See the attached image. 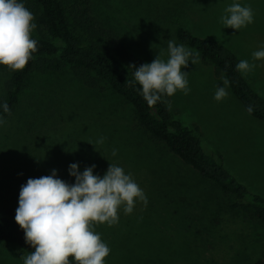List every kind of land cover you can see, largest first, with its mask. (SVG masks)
<instances>
[{"label":"rangeland","instance_id":"obj_1","mask_svg":"<svg viewBox=\"0 0 264 264\" xmlns=\"http://www.w3.org/2000/svg\"><path fill=\"white\" fill-rule=\"evenodd\" d=\"M233 3L250 6L254 14L253 23L238 31L221 23ZM91 8L140 60L139 66L160 54L167 60V42L175 41L174 28L181 24L227 45L240 61L254 63L253 71L242 74L264 96V59L252 57L264 49V0H91ZM37 35L35 27L32 36ZM182 71L188 72L190 92L168 97L172 112L201 136L206 151L221 154L231 173L264 195V123L244 112L229 86L224 100L214 99L223 77L201 57ZM8 76L0 72V96ZM95 96L68 67L29 76L15 110L0 115L5 121L0 124V213L15 218L20 188L29 178L56 170V178L73 184L75 178L68 174L73 163L79 172L95 165L93 174L100 177L115 164L131 174L147 205L138 200L131 214L121 208L117 224L95 226L110 249L105 264H252L264 250V224L222 204L204 206L194 191V204H189L184 188L191 175L134 128L129 104L116 99L119 113H111L110 119L117 134H98L101 122L89 120L104 102ZM101 137L104 142L98 144ZM29 253L0 241V264H23L21 257Z\"/></svg>","mask_w":264,"mask_h":264},{"label":"trees","instance_id":"obj_2","mask_svg":"<svg viewBox=\"0 0 264 264\" xmlns=\"http://www.w3.org/2000/svg\"><path fill=\"white\" fill-rule=\"evenodd\" d=\"M18 2L34 16L38 35L32 39L37 41L38 50L22 71L13 72L0 66V72L9 74L0 96L1 116L9 115L3 111L4 103H7L10 114L15 110L32 73H55L68 67L83 87L96 94V100L104 102L98 105L89 120L101 122L98 134L108 137L113 132L118 133L117 125L110 118L111 113H119L120 104L116 99L124 101L131 106L134 128L179 161L183 174L188 172L191 175L186 178L187 187H183L186 191L184 198L189 204H194V191L196 200L203 202L204 206L222 204L228 211L264 224V195L251 190L231 173L221 154L206 151L201 136L177 118L169 104L161 101L149 107L140 94L139 85L132 87L126 83L134 78L128 65L139 67L140 60L127 51L116 32L93 14L91 0ZM174 37L177 45L195 49L204 64L212 65L216 75L226 77L230 91L242 104L244 112L264 123V96L236 71L240 58L230 47L215 39L199 37L181 24L175 26ZM162 99L168 100V97ZM109 105L112 107L107 110ZM250 105L254 109L252 114L246 110ZM0 241L33 251L25 243L24 232L15 219L2 213ZM252 264H264V250Z\"/></svg>","mask_w":264,"mask_h":264},{"label":"clouds","instance_id":"obj_3","mask_svg":"<svg viewBox=\"0 0 264 264\" xmlns=\"http://www.w3.org/2000/svg\"><path fill=\"white\" fill-rule=\"evenodd\" d=\"M221 16L224 28L238 31L253 23L250 6L233 3L225 8ZM33 14L18 0H0V66L10 71H22L32 59L37 49V41L32 39L36 25ZM156 55L151 63L133 69V80L129 86L139 85L140 94L149 107L157 102L170 103L164 97H171L177 91L187 95L189 62H200V53L174 40L167 42V60ZM253 60L264 59V49L252 53ZM256 65L247 60L236 64V71L248 74ZM223 87H218L214 99L217 102L228 96L229 80L222 79ZM3 111L10 115L7 103ZM252 114L253 107L247 109ZM5 121L0 118V124ZM101 137L97 143L102 144ZM116 155V150L112 151ZM95 165L78 171V164L69 165L68 174L75 178L73 184L56 178V170L51 175L29 178L19 191L15 223L24 232L25 243L31 251L21 257L23 264H105L110 249L94 228L107 224L109 227L119 221L121 208L125 215L131 214L139 200L147 205L143 190L125 174L122 167L109 164L100 177L93 174ZM71 258V259H70Z\"/></svg>","mask_w":264,"mask_h":264}]
</instances>
